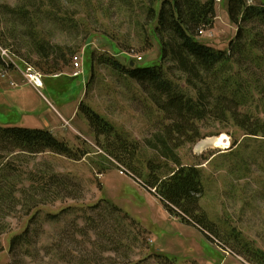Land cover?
Here are the masks:
<instances>
[{
    "label": "rangeland",
    "instance_id": "obj_1",
    "mask_svg": "<svg viewBox=\"0 0 264 264\" xmlns=\"http://www.w3.org/2000/svg\"><path fill=\"white\" fill-rule=\"evenodd\" d=\"M27 1L0 0V31L9 44H0L6 61L5 66L0 65V124L49 129L86 154L74 159L47 153L27 165L33 170L48 163L53 171L76 182L81 196L42 207L40 221L33 225V229L38 227L39 236L27 255L29 250L13 256L10 244L27 228L31 216L17 212L0 218V263L264 264V136L247 134L233 123L215 124L203 128L196 143L175 151L181 163L198 165L203 171L206 194L201 205L218 231V236L208 237L200 228L170 214L161 199L144 186V178L133 177L112 158L100 144L104 138L97 139L87 119L77 114L84 101L125 137L140 142L144 161L156 151L154 145L160 144L157 112L138 86H128L99 63V56L104 54L125 64L151 66L160 62L162 49L155 23L142 27L146 21L142 3L58 0L66 12H62L65 18L61 23L47 18L53 9L51 0H33L36 6L31 11L38 8L47 15L44 20L34 19L37 39L54 46L46 59L29 48L36 37L34 32L28 34L29 23L15 21L9 13ZM246 1L264 4V0ZM228 7L229 0H217L214 26L204 32L202 41L228 48L237 32ZM145 34L151 45L145 41ZM76 55L80 57L79 67L73 62ZM38 62L41 66L36 65ZM29 68L42 75L40 91L27 79ZM255 97L246 109L264 119V96ZM223 137L230 138L229 148H201L205 141ZM99 202L103 209L88 208ZM109 202L122 212L113 213ZM68 206L84 209L65 214L59 221H44L47 212L58 213ZM87 215L95 219L92 225L97 230L87 224ZM75 225L86 228L88 235L77 232L80 228ZM50 246L54 249L48 252Z\"/></svg>",
    "mask_w": 264,
    "mask_h": 264
},
{
    "label": "trees",
    "instance_id": "obj_2",
    "mask_svg": "<svg viewBox=\"0 0 264 264\" xmlns=\"http://www.w3.org/2000/svg\"><path fill=\"white\" fill-rule=\"evenodd\" d=\"M121 1L127 5L132 2ZM33 2L28 0L25 6L9 13L15 21L29 23L28 34L34 32L36 36L29 48L47 59L54 46L37 39L34 20H44L47 15L38 8L32 12L31 8L36 6ZM140 3L146 14L142 27L155 23L162 49L160 62L151 66L136 62L132 65L104 54L99 56V63L123 78L128 86H138L157 112L160 144L156 145L161 149L154 145L156 151L144 161L141 143L125 137L90 105L82 101L77 114L87 119L97 139L104 138L100 144L112 158L123 164L133 177L144 178V186L161 199L170 214L200 228L208 237L218 236L215 223L201 205L206 194L202 169L198 165H184L175 151L196 143L202 138L203 128L215 124L233 123L247 134L264 136V119L246 109L255 102L256 94L264 96V4L229 0V18L237 26V32L228 48L220 49L201 40L204 32L214 26L217 0H139ZM51 4L53 9L47 18L62 23L65 18L62 12L66 14L62 3L51 0ZM0 44L9 45L1 31ZM0 65H6L1 52ZM36 65L41 66L39 62ZM47 153L74 159L86 154L49 129L0 124V218L17 212L31 216L27 228L11 240L13 256L27 250L26 255L29 254L39 236L38 227L33 229V225L39 223L42 207L81 196L77 194L78 184L69 176L53 171L48 163L36 165L33 170L27 168L32 159ZM136 161L141 163L137 165ZM101 202L88 208L103 209ZM108 204L113 213L122 212ZM76 209L84 207L68 206L58 213L47 212L44 221H59ZM86 220L89 225L95 224L92 215H87ZM75 226L80 228L77 232L88 235L86 228ZM92 226L91 229L97 230ZM53 249L54 246L48 247V252Z\"/></svg>",
    "mask_w": 264,
    "mask_h": 264
},
{
    "label": "built area",
    "instance_id": "obj_3",
    "mask_svg": "<svg viewBox=\"0 0 264 264\" xmlns=\"http://www.w3.org/2000/svg\"><path fill=\"white\" fill-rule=\"evenodd\" d=\"M221 1V0H218ZM73 62L76 67L80 66V57L78 55L74 56ZM27 79L31 83V85L40 91V89L44 86L42 75L40 73H37L34 69L29 68L27 73Z\"/></svg>",
    "mask_w": 264,
    "mask_h": 264
},
{
    "label": "bare ground",
    "instance_id": "obj_4",
    "mask_svg": "<svg viewBox=\"0 0 264 264\" xmlns=\"http://www.w3.org/2000/svg\"><path fill=\"white\" fill-rule=\"evenodd\" d=\"M231 145L230 138L227 137L223 138H216L214 140H207L202 145L201 148L207 147V146H214L221 149H227Z\"/></svg>",
    "mask_w": 264,
    "mask_h": 264
},
{
    "label": "crops",
    "instance_id": "obj_5",
    "mask_svg": "<svg viewBox=\"0 0 264 264\" xmlns=\"http://www.w3.org/2000/svg\"><path fill=\"white\" fill-rule=\"evenodd\" d=\"M76 111H77V109L75 110V112H73L70 116H73V115H75V113H76ZM60 113V112H59ZM61 114V113H60ZM61 116L66 120V121H68L62 114H61Z\"/></svg>",
    "mask_w": 264,
    "mask_h": 264
},
{
    "label": "water",
    "instance_id": "obj_6",
    "mask_svg": "<svg viewBox=\"0 0 264 264\" xmlns=\"http://www.w3.org/2000/svg\"><path fill=\"white\" fill-rule=\"evenodd\" d=\"M134 63L132 62V65H133Z\"/></svg>",
    "mask_w": 264,
    "mask_h": 264
}]
</instances>
